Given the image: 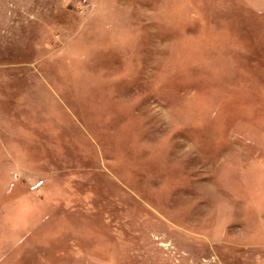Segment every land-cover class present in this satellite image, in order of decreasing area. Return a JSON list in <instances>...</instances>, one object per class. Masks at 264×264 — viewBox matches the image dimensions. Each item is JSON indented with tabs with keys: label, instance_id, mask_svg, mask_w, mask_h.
I'll list each match as a JSON object with an SVG mask.
<instances>
[{
	"label": "rangeland",
	"instance_id": "rangeland-1",
	"mask_svg": "<svg viewBox=\"0 0 264 264\" xmlns=\"http://www.w3.org/2000/svg\"><path fill=\"white\" fill-rule=\"evenodd\" d=\"M0 264H264V0H0Z\"/></svg>",
	"mask_w": 264,
	"mask_h": 264
}]
</instances>
